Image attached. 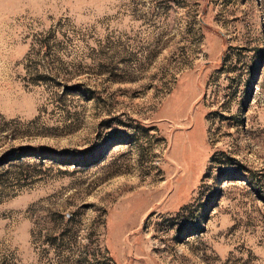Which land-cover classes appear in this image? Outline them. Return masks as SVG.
I'll list each match as a JSON object with an SVG mask.
<instances>
[{
	"label": "rangeland",
	"instance_id": "rangeland-1",
	"mask_svg": "<svg viewBox=\"0 0 264 264\" xmlns=\"http://www.w3.org/2000/svg\"><path fill=\"white\" fill-rule=\"evenodd\" d=\"M0 264H264V0H0Z\"/></svg>",
	"mask_w": 264,
	"mask_h": 264
}]
</instances>
